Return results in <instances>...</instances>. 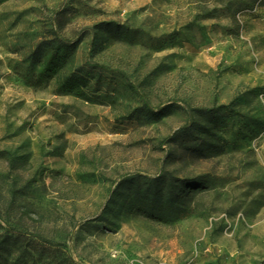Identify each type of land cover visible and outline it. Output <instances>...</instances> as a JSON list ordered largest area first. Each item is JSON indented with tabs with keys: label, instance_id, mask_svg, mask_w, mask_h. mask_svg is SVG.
I'll use <instances>...</instances> for the list:
<instances>
[{
	"label": "rangeland",
	"instance_id": "374dc122",
	"mask_svg": "<svg viewBox=\"0 0 264 264\" xmlns=\"http://www.w3.org/2000/svg\"><path fill=\"white\" fill-rule=\"evenodd\" d=\"M55 38L78 46L31 86ZM73 72L95 77L91 100L56 94ZM144 105L168 112L121 121ZM221 105L241 114L218 115L223 132L192 112ZM182 128L223 147L170 141ZM159 177L188 181L167 223L125 183ZM4 234L76 264H264V0H0Z\"/></svg>",
	"mask_w": 264,
	"mask_h": 264
},
{
	"label": "trees",
	"instance_id": "16d2710c",
	"mask_svg": "<svg viewBox=\"0 0 264 264\" xmlns=\"http://www.w3.org/2000/svg\"><path fill=\"white\" fill-rule=\"evenodd\" d=\"M104 28L109 31L112 24H104ZM119 30V29H118ZM78 42L68 43L62 39L55 38L53 43H40L32 52L30 57L31 68L41 66L37 73L36 80L31 82V86L39 87L42 84H48L64 70L68 63V53L77 48ZM97 68V67H93ZM100 69V68H99ZM101 73V69L99 71ZM94 76L77 74L76 72L68 74L57 85L56 94L58 95H74L84 100H91L87 95V90L91 86V79ZM35 79V78H34ZM168 109L153 110L149 106L144 105L136 109L127 117H123L121 121L136 119L139 115H149L154 120H160L166 114ZM230 115H241L233 105H221L212 108L193 109L196 115L207 117L213 128L219 132L227 129V124L218 118L222 112ZM200 131V130H199ZM201 133L208 136L206 141H200L199 137L194 135L190 129L182 128L176 131L170 141L179 142L182 145H190L194 143V150L204 149L216 152L222 149L220 140L216 142V134L213 130L203 129ZM9 165L13 166L14 161L8 159ZM165 180V179H164ZM163 178L159 177L152 183L147 184L145 189L136 185L134 180H127L125 183L129 185L127 188L136 196L138 202L137 211L143 216L153 221H161L167 223L172 215L177 212L178 199L174 194V190L178 184L186 185V180L168 181L167 188L162 190L159 183ZM37 245L22 239L19 235L4 234L0 236V264H38L34 261L33 252L38 255L39 264H76L69 256L60 250L51 251L50 249H39ZM18 253V255H16Z\"/></svg>",
	"mask_w": 264,
	"mask_h": 264
}]
</instances>
